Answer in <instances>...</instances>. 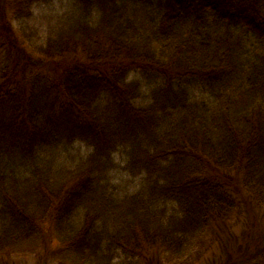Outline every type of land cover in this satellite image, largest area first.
<instances>
[{"label": "trees", "instance_id": "trees-1", "mask_svg": "<svg viewBox=\"0 0 264 264\" xmlns=\"http://www.w3.org/2000/svg\"><path fill=\"white\" fill-rule=\"evenodd\" d=\"M255 207L264 0H0V255L184 264Z\"/></svg>", "mask_w": 264, "mask_h": 264}, {"label": "rangeland", "instance_id": "rangeland-1", "mask_svg": "<svg viewBox=\"0 0 264 264\" xmlns=\"http://www.w3.org/2000/svg\"><path fill=\"white\" fill-rule=\"evenodd\" d=\"M209 235L201 252L198 251L189 262L184 264L256 262L260 259L261 251L257 245L260 242L261 247L264 246V208L255 207L248 217L244 214L236 221L211 231ZM47 242L49 244L50 240L48 239ZM45 243L46 240L33 255H0V264H67L55 261L52 258V250L48 249ZM146 264L162 263L157 257L152 256Z\"/></svg>", "mask_w": 264, "mask_h": 264}]
</instances>
